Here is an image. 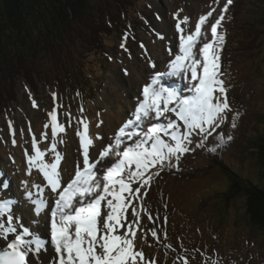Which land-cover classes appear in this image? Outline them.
I'll use <instances>...</instances> for the list:
<instances>
[{"label": "rangeland", "instance_id": "rangeland-1", "mask_svg": "<svg viewBox=\"0 0 264 264\" xmlns=\"http://www.w3.org/2000/svg\"><path fill=\"white\" fill-rule=\"evenodd\" d=\"M169 2L181 10L187 7L191 12L198 11L199 17L212 13L202 26V35L193 50L197 58H202V44L213 39L211 25L224 15L219 32L225 35L222 50L219 51V72L228 90L227 98L232 111L227 113L224 123L210 130V134L192 132L188 145L190 151L180 155L176 170H171L172 167L167 170L170 166L150 169V172L156 173L150 186L142 185L139 199L130 201L129 211L133 215L139 212L135 246L144 255L138 264H264V231L250 225L245 199L238 197L226 208L220 193L229 189L230 181L222 175V170L220 172L215 167L214 160L217 159L208 157L204 148L215 144L216 137L224 132L251 141L258 136L256 129L264 131V35L260 30L264 27V0H244V4L235 8L233 14L231 4L227 5L226 12L223 11L227 0H93L92 7L96 9L91 12L97 22L109 24L105 25V32L97 33V37L101 38L97 49L82 55L83 48L89 46L77 43L69 51L57 53L59 62L62 57L72 56L62 66L63 72L59 70L61 65L57 61L46 60L38 70L42 75L37 76L32 85L21 75L6 85L12 88L13 100L5 102L6 107L1 108L0 105V170L6 160L4 150L12 145L17 134L24 137L25 130L48 125L50 111L58 110L66 121L68 110L79 116L94 114L101 98L113 94L110 92L114 83L111 80H125L123 66L128 50L143 49L148 44L147 39L160 30L162 17L169 12ZM246 22L256 27L260 34L249 45L246 42L250 38L242 31ZM232 45L235 49L239 47L237 55L242 57L232 56ZM74 65L76 68H73ZM50 69L53 72L59 70L70 79L59 85L55 83V73L51 75ZM184 81L191 83L186 78ZM187 88L191 92V84ZM234 118L235 128L231 126ZM152 120L156 119L140 123V128L135 130L142 135L150 132L155 126L151 125ZM162 120L165 121L163 124L167 123L165 117L159 118V121ZM76 130L73 129L74 132ZM237 142L233 150L221 155V159L234 170L245 162L248 176L258 179L260 169L255 156L249 153L248 145L239 140ZM132 143L126 141L121 150ZM197 143L199 146H196ZM193 147H196L194 151ZM111 158L114 161L119 159L116 156ZM175 163L173 158L172 164ZM187 175L192 176L183 178ZM11 177L16 179L13 175ZM19 192L17 189L16 194L23 197L22 190ZM9 197L2 195L0 190V200Z\"/></svg>", "mask_w": 264, "mask_h": 264}, {"label": "snow or ice", "instance_id": "snow-or-ice-1", "mask_svg": "<svg viewBox=\"0 0 264 264\" xmlns=\"http://www.w3.org/2000/svg\"><path fill=\"white\" fill-rule=\"evenodd\" d=\"M232 2L227 0L224 12ZM211 14L200 16L192 32L181 27L189 18L178 17L175 26L181 33L178 52L168 48L174 59L167 64V70L155 71L142 86L143 99L133 112L134 119H129L119 128L113 138L114 143L101 145L90 155L94 139L89 135L88 124L79 122L83 124V131L77 133L82 159L76 162L74 170L69 171L66 164L61 167L64 154L57 150L56 140L52 141L50 148L42 150L33 137L34 154L26 152L28 174L31 175L35 169L46 183L33 186L37 189L35 198L31 190L26 192L33 215L23 223L13 211L16 202L0 200V264H32L31 257L37 264H42L40 255L47 251L48 244L39 235L42 222L50 232L54 264H138L143 260L142 250L135 246L139 212L133 215L129 211L130 201L139 199L142 185L150 186L152 176L156 174L150 169L178 167L180 155L190 151L188 145L192 132L210 134V130L224 123L227 113L232 111L228 90L219 73V51L225 35L218 33V28L222 26L224 15L211 25L213 39L202 44V58H197L193 51L202 35L201 26ZM159 38L164 39L163 36ZM150 67L155 69V62H150ZM124 71L127 74V70ZM165 77L189 79L192 94L185 96L179 89L165 86ZM52 95L55 98L56 94ZM33 105L36 106L35 101ZM49 116L52 136L65 133L57 111H50ZM161 117L167 119L166 124L157 123L143 135L135 130L140 128L141 121L159 120ZM177 120L183 122L187 133L178 131L181 125ZM231 126L236 127L235 118ZM161 134L170 136L174 143L166 142ZM43 137L47 139L48 134L43 133ZM126 141L133 143L121 150ZM49 153L51 155L46 160ZM112 156L119 159L114 161ZM173 158L175 164H172ZM0 177H3V172H0ZM8 188L7 181L0 183V189ZM45 190L52 197L51 203L48 197L43 196Z\"/></svg>", "mask_w": 264, "mask_h": 264}, {"label": "trees", "instance_id": "trees-1", "mask_svg": "<svg viewBox=\"0 0 264 264\" xmlns=\"http://www.w3.org/2000/svg\"><path fill=\"white\" fill-rule=\"evenodd\" d=\"M92 1L0 0L1 108L6 105L5 102L13 100L12 88L6 86L10 80L14 82L15 78L21 75L30 80L32 85L35 78L42 75L38 71L42 63L46 60L56 62L60 57L57 53L67 52L77 43L89 46L83 48L82 55L90 53L97 49L96 46H100L101 38L97 37V33L105 32L106 23L101 25L97 22L91 12L92 9L93 12L96 9L92 7ZM241 3L244 4V0H236L231 3V14L242 6ZM245 25L247 27L243 26L242 31H245V35L250 38V41L246 42L249 45L255 42L260 34L250 22H246ZM260 30H263L264 35V27ZM252 39L255 41H251ZM242 43L245 42L242 41ZM231 48L234 51L232 56L242 57L237 55L239 47L235 49L236 47L232 45ZM71 57H62L60 62L57 61V64L61 65L59 70L64 71L62 66L66 65L65 61H70ZM73 68H76V65ZM59 70L55 69L56 72H53L50 69L51 75L55 73L53 76L55 83L65 84V79H70V76L63 75ZM255 131L258 136L251 141L246 140L243 136L233 135V133L219 134L215 144L204 148L208 157H215L218 160H214L215 167H218L220 172L222 170V175H225L230 181L229 189L220 193V197L227 205L226 208L230 207L238 197L245 199L250 225L264 231V131L263 129ZM229 136L231 139H228ZM238 140L242 144L248 145L249 153L255 156L257 167L260 169L258 179L248 176L249 174L244 168L245 162L241 164L239 170H237L238 168L234 170L221 159V155L228 153L229 148L234 147ZM196 146H199V143ZM172 169H177V167H172Z\"/></svg>", "mask_w": 264, "mask_h": 264}, {"label": "bare ground", "instance_id": "bare-ground-1", "mask_svg": "<svg viewBox=\"0 0 264 264\" xmlns=\"http://www.w3.org/2000/svg\"><path fill=\"white\" fill-rule=\"evenodd\" d=\"M178 17L179 19H183L184 17L189 18L186 24L181 25L186 32L194 31L195 25L199 22L200 18L198 16V11L195 13L191 12L187 7L181 10L169 2V12L168 15L162 17L160 30L157 31L152 38L147 39L148 44L143 49L128 50L129 54L127 59L124 60L123 66V69L127 70V74H125L126 78H124L125 80L122 81V79L118 78H115V81L114 79L111 80L114 82L110 89V92L113 94L105 95L101 98V101H99V108H95L94 114L79 116L72 110H68V113H66L68 120L66 121L61 117V113L56 110L58 113V120L64 123L65 133L59 134L56 137L52 136L51 119L49 116L48 127L45 125H42L41 128H39L40 126H33L24 131V137L17 134L18 136L15 139V144L12 143V145L10 144L6 147L4 150L6 160L2 163L4 168L0 170V172H3V177H1L2 180H0V182L3 183V181H7L9 183V188L7 190H0L2 195L10 196L9 199L16 202L13 210L19 215L22 223L28 221L33 215L30 211L32 205L26 198V192L31 190L35 198L37 189L33 186L35 184L46 183L42 175L35 169L32 170L31 175L28 174V159L26 152L28 154H34L33 137H35L42 150L50 148L52 141L56 140L57 150L64 154V161L61 167H65L66 164L69 171L74 170L76 162L82 159V149L77 133L83 131V124L79 122L83 121L88 124L89 135L94 139V148H90V155H92L96 149H99L101 145L106 146L108 143H114L113 138L114 135L117 134V130H119L118 126L132 119V114L136 106L143 99L142 86L150 80L151 75L154 74L155 71L167 70V64L174 59V56L169 54L168 48H171L174 53L178 52L179 38L181 35L175 27L178 23ZM146 30H148V28H146ZM159 36H163L164 39H160ZM150 62H155V69L150 67ZM179 79L180 77H165L163 82L168 85L172 84L171 88H177L179 90L182 85L184 88H182L181 91H187V85L183 80L181 85L179 83H173V81ZM191 94L192 93H190V95ZM159 124H163V122ZM179 124L181 127L178 131L187 133L188 130L186 126L183 125V122L179 121ZM74 128L77 129L75 132L73 131ZM115 130L116 132L113 134ZM43 133L48 134L47 139H44ZM96 137H99V139ZM161 138L166 142L174 143L171 142L170 137H165L163 134H161ZM61 140L62 142H60ZM231 149L233 150V146L229 148V150ZM50 155L51 153L46 155L45 159L48 160ZM170 169L171 167L167 170ZM12 175L16 178L15 180L12 179ZM190 176L187 175L183 178H189ZM25 182H27V184H25ZM135 186L136 185L133 184V187ZM17 189L18 193H21L19 191L22 190L24 193L23 197L16 194ZM43 196L48 197L51 203L52 197H49L47 190L44 191ZM32 227H35V225H32ZM38 231L40 237L48 241L47 251L41 253L40 261H42V264H54V252L53 246L50 243L49 229L42 222ZM31 260L32 264H37L34 257H31Z\"/></svg>", "mask_w": 264, "mask_h": 264}]
</instances>
